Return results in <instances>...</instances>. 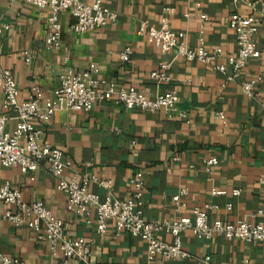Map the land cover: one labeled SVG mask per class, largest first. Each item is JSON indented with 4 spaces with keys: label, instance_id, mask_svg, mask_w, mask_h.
Here are the masks:
<instances>
[{
    "label": "crops",
    "instance_id": "0c3cea01",
    "mask_svg": "<svg viewBox=\"0 0 264 264\" xmlns=\"http://www.w3.org/2000/svg\"><path fill=\"white\" fill-rule=\"evenodd\" d=\"M104 5L116 13V20L84 33L71 29L75 19L69 12L61 13L60 46L52 48L46 42L47 7L0 0V69L11 71L19 100L34 85L44 97H52L63 71H84L90 62L98 66L97 77L151 95L175 90L179 96L173 111L128 109L106 101L87 112L62 110L47 121L33 120L42 137L71 161L63 176L109 180L111 195L126 199L132 194L129 178L142 172L145 221L189 216L193 207H200L211 220L264 223L259 213L264 207V107L260 101L264 98V17L256 35L260 56L249 60L242 75L230 81L211 64L162 54L146 34H137L142 25L158 27L167 18L171 29L184 32L190 47L200 41L208 50L219 47L217 62L226 63V56L237 48L229 26L231 13L258 14L260 5L255 10L229 0H104ZM126 46L132 48V54L123 61L119 53ZM162 62L171 63L170 81L158 84L150 73ZM252 79L256 80L255 96H247L241 84ZM2 101L0 88V114L7 117L6 129L12 130L16 113L5 110ZM217 113L223 118H217ZM211 157L217 158V164L207 170L205 161ZM2 181L18 188L28 202L43 201L62 219L67 235L89 241L94 264H146V243L140 237L126 230L116 232L112 224L104 233L98 232L95 211L90 222L69 213L66 196L57 189V178L44 164L33 173L0 166ZM89 189L100 200L107 194L95 182ZM181 189L186 190L183 204L176 207L172 197ZM234 189L239 190L237 195ZM213 190L224 193L213 194ZM157 237L173 241L165 231ZM180 238L189 255L171 260L157 257L155 264H202L205 256L210 257L209 264H242L245 260L264 264V245L257 242L221 236L203 239L190 230L183 231ZM0 252L23 264H63L62 254H51L46 240H37L26 227L4 219L0 220ZM69 264L84 263L70 260Z\"/></svg>",
    "mask_w": 264,
    "mask_h": 264
},
{
    "label": "built area",
    "instance_id": "2783aa9c",
    "mask_svg": "<svg viewBox=\"0 0 264 264\" xmlns=\"http://www.w3.org/2000/svg\"><path fill=\"white\" fill-rule=\"evenodd\" d=\"M38 8H48L46 19L48 47L58 48L61 39V22L59 16L69 12L75 19L71 29L75 33H84L100 28L116 20V13L104 5V0H21ZM232 4L244 2L255 10L260 5L258 14L242 15L233 12L229 18V26L236 39V52L226 56V63H219V47L208 50L202 41L198 46L190 47L184 40V32L171 29L167 18H162L160 25H142L137 34H146L150 41L162 54L173 53L175 58L186 61H199L211 64L214 69L226 74L228 81L239 78L249 60L260 56L256 46L260 18L264 17V3L259 0H229ZM205 19L204 14H199ZM132 54V48L126 46L120 53V59L126 61ZM25 60L29 62L30 57ZM170 62H162L158 68L151 71L150 76L156 83L170 81ZM229 69V71H228ZM98 66L90 62L88 69L74 71L66 69L59 76V85L52 97H44L38 86H32L24 100L18 99L16 81L9 69H0V88L3 93L2 106L5 110L16 113V124L12 130L6 129L7 117L0 114V166L17 167L22 173L35 172L42 164L57 178V189L66 196V209L69 213L84 218L90 222V214L96 212V226L104 233L108 224H112L116 232L129 231L140 237L146 243V264H155L157 257L165 260L185 258L189 254L181 247L180 235L190 230L196 237L211 239L216 236L225 239H239L246 242H257L264 245V223H251L246 220L222 221L209 218L207 210L193 207L189 216L172 219L145 221L142 218L144 181L142 172H136L129 178L132 194L129 198H115L110 193V181L98 180L96 177L77 174L66 178L63 172L70 168L71 161L62 150L42 137L41 130L33 125V120L47 121L57 111L82 110L90 111L96 103L112 101L124 107L140 108L155 111L164 108L175 110L179 96L175 90L148 94L144 89L135 86L120 85L107 78L96 76ZM256 80L242 82V90L247 96H255L253 88ZM264 107V98H261ZM222 119L221 113L216 114ZM217 164V158L211 157L205 161L207 170ZM95 182L107 190L104 200L89 189ZM181 189L172 199L176 207L183 204ZM213 194H223L222 190H213ZM238 189L233 190L237 195ZM2 208V209H1ZM230 209V205H227ZM264 216V207L259 210ZM7 220L14 226H23L31 231L37 240H46L51 254L60 252L63 264L70 260H78L84 264H94L90 242L83 237L72 238L65 233L62 219L52 213L43 201L28 202L21 196V191L14 188L8 181L0 182V220ZM169 233L173 241L167 243L157 237V233ZM210 257L205 256L202 264H209ZM0 264H23L17 258H11L0 252ZM242 264H249L247 260Z\"/></svg>",
    "mask_w": 264,
    "mask_h": 264
}]
</instances>
